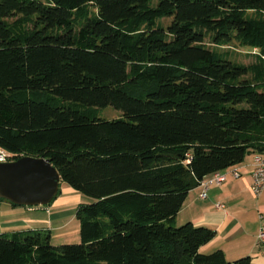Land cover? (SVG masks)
<instances>
[{
    "label": "trees",
    "instance_id": "1",
    "mask_svg": "<svg viewBox=\"0 0 264 264\" xmlns=\"http://www.w3.org/2000/svg\"><path fill=\"white\" fill-rule=\"evenodd\" d=\"M233 43L254 62L218 50ZM0 150L93 200L78 244L0 234V264H251L202 252L215 231L175 218L264 154V0H0Z\"/></svg>",
    "mask_w": 264,
    "mask_h": 264
},
{
    "label": "crops",
    "instance_id": "2",
    "mask_svg": "<svg viewBox=\"0 0 264 264\" xmlns=\"http://www.w3.org/2000/svg\"><path fill=\"white\" fill-rule=\"evenodd\" d=\"M252 162L250 155L236 167L239 178H234L228 173L229 170L225 171V181L210 186L204 199L200 198L202 189L199 186L190 190L175 218V225L191 222L197 227L213 229L216 234L214 239L201 251L210 253L221 250L229 263L250 257L251 264H264V244L258 240L259 230L264 228V190L258 197L251 192ZM77 199L66 205L71 206L69 210H61L56 205L53 211H43L46 216L42 217L36 216V207L16 206L2 199L0 234L48 231L52 240L53 232L64 229L75 218L78 205L85 203L84 199Z\"/></svg>",
    "mask_w": 264,
    "mask_h": 264
},
{
    "label": "water",
    "instance_id": "3",
    "mask_svg": "<svg viewBox=\"0 0 264 264\" xmlns=\"http://www.w3.org/2000/svg\"><path fill=\"white\" fill-rule=\"evenodd\" d=\"M60 176L43 158L0 163V199L23 207L48 206L58 195Z\"/></svg>",
    "mask_w": 264,
    "mask_h": 264
},
{
    "label": "rangeland",
    "instance_id": "4",
    "mask_svg": "<svg viewBox=\"0 0 264 264\" xmlns=\"http://www.w3.org/2000/svg\"><path fill=\"white\" fill-rule=\"evenodd\" d=\"M170 20L165 19L162 21L163 26H167L169 24ZM220 52H227L229 54V57L232 61H235L237 63H241L244 65H249L254 62V55L256 53L255 50H250L248 48H241L237 43L231 44L229 47H221L218 49ZM100 116L106 120H112L117 119L121 116V114L112 108H106L104 110H101ZM13 159V158H12ZM12 161V160H11ZM71 194H74L75 196L70 197ZM78 197L84 199L85 203L80 204H90L93 202L92 199L84 197L80 193L74 191L71 187H69L66 183L60 182L59 184V193L56 196V198L48 205L44 207H36V216H46L43 211H53V208L57 205L60 207L61 210H69V207L66 206L70 204V202H76ZM59 201V202H57ZM51 207V208H50ZM28 208V207H27ZM31 208V207H29ZM187 223V222H185ZM177 224L176 227H180L183 224ZM51 245L53 246H59V245H66V244H78L80 242L79 238V223L74 218L71 219V222L62 230L53 232L52 235Z\"/></svg>",
    "mask_w": 264,
    "mask_h": 264
},
{
    "label": "built area",
    "instance_id": "5",
    "mask_svg": "<svg viewBox=\"0 0 264 264\" xmlns=\"http://www.w3.org/2000/svg\"><path fill=\"white\" fill-rule=\"evenodd\" d=\"M12 157L13 155L0 150V163L11 162ZM228 173L234 178L240 177L239 171L236 168L230 169ZM226 175L227 173L217 172L204 179L199 185L202 189L200 198H206L207 190L210 186L222 184L226 179ZM251 179V192L255 197H258L264 190V154H258L253 157ZM258 240L260 243L264 244V228L259 230Z\"/></svg>",
    "mask_w": 264,
    "mask_h": 264
}]
</instances>
